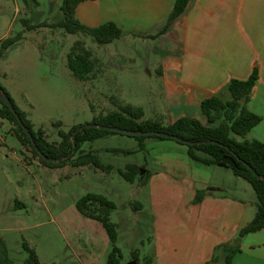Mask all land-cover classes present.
<instances>
[{
	"label": "rangeland",
	"instance_id": "1",
	"mask_svg": "<svg viewBox=\"0 0 264 264\" xmlns=\"http://www.w3.org/2000/svg\"><path fill=\"white\" fill-rule=\"evenodd\" d=\"M63 3L0 0V44L21 37L0 58V84L33 130H43L49 142L59 144L60 132L92 125L96 118L119 112L123 105L142 109L140 122L162 120L160 115L171 105V96L162 92V81L140 70L142 58H136L137 54L124 59L126 54L119 56L115 45L102 46L83 33L70 34L61 28L59 24L65 21ZM77 41L84 42L99 60L95 75L88 81L77 79L68 66V54ZM101 59L110 62L107 72L103 73ZM132 67L141 73H132ZM203 121L206 123L205 117ZM16 128L12 121L0 118V237L14 263L24 264L29 257L23 247L27 243L36 251L40 264H107L112 245L108 246L103 225L77 210V202L90 193L106 196L116 205L110 219L118 225L117 245L122 257L132 263L129 250L134 248L139 254L134 259H141L140 253L149 248L153 234L151 213L145 211L141 218L131 215L128 222L126 205H136L139 182L127 181L121 172H130L125 164L148 159L161 149L147 148L133 136L110 134L86 142L72 160L52 169L18 140ZM247 139L253 136L249 134ZM91 147L102 165L113 166L112 171L103 170L101 175L87 170L89 165L97 168L93 164L76 165L78 156L90 153ZM143 171H138L137 179ZM238 189L240 197L249 200L254 195L256 199L252 186L242 178ZM138 263L145 264L142 260Z\"/></svg>",
	"mask_w": 264,
	"mask_h": 264
},
{
	"label": "crops",
	"instance_id": "2",
	"mask_svg": "<svg viewBox=\"0 0 264 264\" xmlns=\"http://www.w3.org/2000/svg\"><path fill=\"white\" fill-rule=\"evenodd\" d=\"M175 3L87 0L77 6L75 16L91 28L112 22L122 30L120 39L102 46L115 45L119 56L126 54L124 59L137 54L136 58H142L140 70L162 81V92L171 96V105L155 122L164 126L182 117L203 121V101L212 97L231 101V81L248 80L256 72L258 80L247 108L262 122L249 134L250 140L264 142V0H190L167 32L159 34ZM100 62L103 73L107 72L110 62ZM136 68L131 72L141 73ZM143 143L161 151L124 165L125 169H145L136 179L135 200L142 207L136 211L131 203L126 207L128 222L131 215L141 218L149 210L153 234L141 259H134L139 255L134 248L129 250L131 260L136 264L141 260L145 264H225L227 253L236 249L231 264H264V229L240 237L257 212L254 195L249 200L239 195L240 177L226 167L193 160L188 147L174 140L151 138ZM90 152L95 150L91 147ZM90 166L88 171L105 174ZM199 191L205 194L195 202ZM108 241L109 246V237ZM121 263L132 264L124 256Z\"/></svg>",
	"mask_w": 264,
	"mask_h": 264
},
{
	"label": "trees",
	"instance_id": "3",
	"mask_svg": "<svg viewBox=\"0 0 264 264\" xmlns=\"http://www.w3.org/2000/svg\"><path fill=\"white\" fill-rule=\"evenodd\" d=\"M87 0H64L62 11L65 21L59 26L70 34L83 33L91 37L99 45L110 44L123 36L122 30L114 23H106L96 28L82 24L75 16L77 6ZM190 0H176L174 9L170 14L166 25L159 31V34L166 33L173 25L174 21L184 13ZM21 37L8 38L0 44V58ZM99 60L94 56L82 41L75 42L68 54V66L73 75L81 80L88 81L95 75ZM258 74L255 72L248 80H232L229 90L232 100L224 102L218 97H212L202 102L201 109L206 123L202 120L182 117L174 124L164 126L160 122L144 121L140 122L144 113L142 109L131 105H123L119 112H113L106 116L96 118L92 125L103 127L125 129L131 131H158L178 136L184 141L198 143L187 145L189 156L196 161L208 165H218L226 167L232 172L247 181L253 188L257 198V212L254 219L240 231V237L264 229V142L258 140H248L247 135L262 122V118L252 113L247 104L250 101V94L256 85ZM0 93L8 96L10 94L0 84ZM21 120L32 134L34 143L25 134L19 121L0 98L2 108L0 118L12 121L16 125V136L22 144L31 147L40 162L48 168H61L67 161L80 152L81 147L86 142H93L110 134H120L117 131L104 128H92L85 126L82 131L79 127L73 128L68 133L60 132L62 141L59 144L49 142L45 138V132L33 130L32 123L18 109L11 99ZM77 132L76 135L74 133ZM135 137V136H133ZM149 136L135 137L139 141H144ZM153 138L168 140L160 136ZM241 138L242 140H238ZM181 143V142H179ZM183 144V143H182ZM75 149V151H74ZM77 166L93 164L99 169L112 171V166L102 165L92 152L82 153L75 160ZM130 172H121V175L129 182L136 181L139 169L136 166H128ZM257 173L263 179H258ZM146 179V178H145ZM146 181H144L145 183ZM204 191H199L195 202H200L204 196ZM133 210L142 207L140 203L131 205ZM116 209V205L105 196L99 194H87L77 202L78 212L90 219L97 220L103 225L112 245V250L108 256L107 264H121L122 252L117 245L118 228L110 219L111 212ZM99 212V214H97ZM29 253V257L24 264H40L36 251L29 244L23 245ZM239 250H230L227 253L225 264H231L234 255ZM0 264H15L10 258L5 241L0 237Z\"/></svg>",
	"mask_w": 264,
	"mask_h": 264
},
{
	"label": "water",
	"instance_id": "4",
	"mask_svg": "<svg viewBox=\"0 0 264 264\" xmlns=\"http://www.w3.org/2000/svg\"><path fill=\"white\" fill-rule=\"evenodd\" d=\"M0 98L3 101V103L9 108V110L15 115L16 119L19 121L21 127L23 128L25 134L28 136V138L34 143L32 134L30 133L29 129L25 126V124L23 123V121L21 120L18 112L16 111L13 103L11 102V99L8 96H4L0 93ZM88 127H92V128H104V129H111L113 131H117L120 134H124V135H129V136H135V137H140V136H160L163 138H167L170 140H175L177 142H181L183 144H187V145H192V144H198V143H190L187 141L182 140L181 138H179L178 136L175 135H171L165 132H158V131H131V130H125V129H116V128H109V127H103L100 125H87ZM85 128V126L79 128L78 131H82ZM77 132L74 133V135H76ZM75 151V149H74ZM144 174V171L142 172ZM255 175L257 176L258 179H263L260 175H258L257 173H255ZM132 264H136V262H133ZM216 264V263H215Z\"/></svg>",
	"mask_w": 264,
	"mask_h": 264
}]
</instances>
